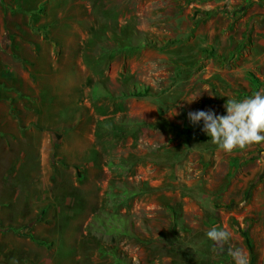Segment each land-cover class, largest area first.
<instances>
[{
  "label": "rangeland",
  "instance_id": "374dc122",
  "mask_svg": "<svg viewBox=\"0 0 264 264\" xmlns=\"http://www.w3.org/2000/svg\"><path fill=\"white\" fill-rule=\"evenodd\" d=\"M261 2L264 5V0ZM255 3L256 0H55L52 7L48 6V14L54 16L50 41L54 42L57 56L71 57L75 49H83L85 58L90 61L87 67L97 69L100 66L94 59L117 54L118 72L132 74L133 79L127 83L122 77L115 82L106 78L100 82L87 80L83 85L89 94L85 98L78 97L76 103L72 101L73 97H68V105L63 104L64 108L67 107L64 111L69 114L63 113L67 122L63 123L66 124L65 130L60 132L67 137L55 131L53 143L45 140L41 128L34 131L33 123L27 121L31 113L43 108L40 98L16 96L10 82L0 80V93H4L7 100L0 98V264H123L111 253V246L122 248L132 264H171L169 256L182 253L192 261L196 253L202 258L201 252L205 250H219L214 242L205 238L206 232L202 229L196 228L194 238L190 237L189 233L198 225V220H191L192 212L178 214L173 207L181 208L180 198L197 195L193 191L182 195L173 193L179 184L175 164L181 162L186 182L195 180L196 169L203 170L197 165L196 154L217 147L210 137L196 143L185 138L177 146L120 142L117 139L124 138L122 128L134 121L115 117L122 127L114 129L103 120L95 133L93 128H88L91 124L89 118L81 120L88 112L87 105L79 102L93 98L89 97L88 85L100 83L98 89L103 94L108 90L131 94L133 88L140 89L146 84L153 89L169 88L167 94L171 96L166 98L170 105L185 103L192 105L195 111L211 108L217 114H224L226 110L222 109L221 97L216 96L220 87L224 91L228 87L241 89L239 96L229 97L236 100H243L264 88L263 79L253 78L259 71L252 70L249 74L252 78L248 79L251 87L257 89L241 94L247 80L237 73L238 61L252 54L255 28L264 23V6ZM129 24L161 41H174V47L164 48L168 57L135 52L133 58L123 59L121 52L125 50L120 44L124 36L120 34V28ZM92 25L95 29L89 34ZM35 28V32H40ZM137 38L133 37L134 44L142 40ZM204 49L208 51L204 52ZM211 51L234 64H228L229 74L223 73L228 75L224 84L211 76L216 70L211 62ZM72 67L64 65L63 69ZM175 75L177 78L173 79ZM6 91L10 97H5ZM223 100L226 104L228 99ZM82 125L89 131L85 136L88 145L84 151L70 145L73 148L70 154L75 161L68 163L64 160L67 145L61 140H77ZM201 126L186 129L191 131L188 137L205 134L200 130ZM167 127L172 134L178 132L177 125ZM111 134L118 138L112 139ZM79 136L82 140L83 136L80 133ZM234 150L247 157L246 168L242 169L246 178H235L242 187L232 190L234 202L241 205L240 211L245 205L253 208L243 219L231 215L224 221L240 234L235 248H245L252 242L249 220H264V142ZM96 152L107 158L104 160L106 168L102 167L103 160L101 163L99 159L93 160ZM129 153L134 154L132 157L144 153L150 160L139 167L137 177L111 178L110 157L113 162L124 163L120 157ZM182 158L184 161L180 160ZM158 163L165 164L166 169L159 168ZM230 168L228 164H221L219 171L208 173L214 182L224 185V174L227 170L231 172ZM163 177L164 183L161 182ZM158 185H161L160 190L156 187ZM243 188H246L244 194ZM157 202L166 208L158 207ZM185 217L188 220H184ZM238 220H245L244 224ZM231 239L229 245L234 242ZM253 244L255 247L254 239ZM251 261L255 264L252 258Z\"/></svg>",
  "mask_w": 264,
  "mask_h": 264
},
{
  "label": "crops",
  "instance_id": "0c3cea01",
  "mask_svg": "<svg viewBox=\"0 0 264 264\" xmlns=\"http://www.w3.org/2000/svg\"><path fill=\"white\" fill-rule=\"evenodd\" d=\"M54 1L55 0H0V80L10 82V85L16 92V96H37L40 98L39 102L43 105V108H41L39 112L31 113L27 121L33 123L34 131H37V129L40 130L41 128L45 140L49 139L52 143L54 141L55 131L63 136L65 134L62 131L60 132V130H65L66 124L63 123L67 122L66 116L69 114V112L64 111L67 107L64 108L63 106V104L66 106L68 105V97H73L72 101L74 102L77 101L78 97L85 98V96L89 94V91L85 89L86 87L83 84L89 79L100 82L101 79L106 78L107 80L111 79L115 82V80L117 81L118 78L122 77V73L118 72L120 69L118 68L119 58L117 54L112 55L111 53L107 58L99 57L94 59L100 66L97 69L87 67L90 61L85 58L83 49L82 51H79V48L78 50L75 49L71 57L67 56L63 58L55 54L54 42L51 43L50 41V35L54 29V16L48 14V12H50L48 6L52 7ZM256 1L257 3L255 4L264 6L261 0ZM93 12L95 13L94 10ZM35 27H37L40 32H35ZM93 29H95L94 25L89 27V34ZM254 31L255 39H253L252 54L243 61L239 60L237 64L238 75L246 77L245 80H247V85L243 86L244 89L241 94L257 89L256 87H251V82L248 79L252 78V76L250 77L249 75L252 70L259 71V73L253 77L254 79L258 81L259 79H263L262 81H264V23L261 26L259 25V28H255ZM57 49L62 50V47L57 46ZM67 52L69 53V50ZM135 52L139 54L152 53L164 59L168 57L166 49L160 50L154 46H144L136 51H134V49H125V51L121 52V55L123 59L128 60L133 58ZM210 58L211 62L216 66V70L211 76L216 78L218 83L222 81L224 84L228 75L224 76L223 73H230L228 64L234 65L233 62L230 63L229 60L220 57ZM111 64L115 66L112 68ZM64 65L73 67L63 69ZM102 65H106L105 68L101 67ZM172 78L176 79L177 76H172ZM99 84L100 83L92 86L88 85L89 90H91V96L89 97L94 98H89L91 100L93 99L92 101L86 98L82 103L79 102L81 105H87L85 108L88 112V115L86 112L84 113L81 120L84 121L86 117L89 118L91 124L88 128H93L95 133L98 125L102 124L103 120L124 116L134 121V123L128 127L122 128L121 134L124 138L117 139L118 137H114L115 135L111 134L112 139H117V141L120 142L124 141L132 145L157 143L163 146L167 143V145L171 144L177 146L185 141V138L191 143L204 141L202 137L198 135H192L191 138L188 137L191 131H186V129L193 130L197 126L189 121L187 115L188 112L195 111L192 105L185 103L170 105L167 103L166 98L170 97V94L155 97L150 95L125 94L121 92L119 94L112 90H108L103 94L98 89ZM77 89H85V92H78ZM240 90L239 88L237 90L228 87V90L224 91L223 87L219 88V91L216 92V96L218 97L219 95L221 97L222 109H225V101L223 99H229V97L233 95L239 96ZM261 90H264V88H259V91ZM6 92L5 97H10L8 91ZM3 95L4 93H0V98L6 100ZM63 98H66V100ZM75 103L73 104L75 105ZM63 113H66V116H63ZM224 114H226V111ZM75 123L76 122H74V124ZM171 124L179 126L177 133L172 134L168 129L167 126ZM82 127V131L77 132V140L67 142H64V139L61 140L64 145H67V151L65 149L66 155L64 156L66 162L75 161L72 158V154H70L73 149L69 147L70 145L73 147L77 146L83 151L88 145L85 136H88L89 131L86 130L87 128H85L84 125H82ZM19 130L20 136H22L21 127L18 128V131ZM33 130L30 129V133H32ZM79 133L83 136L82 140H80ZM149 133L153 134L156 138L151 137ZM95 136L97 139L98 137L96 134ZM65 137H67L66 134ZM172 137L176 140L172 141ZM208 139L207 136L206 140ZM133 155L134 154L129 153L126 156H121L120 158L124 159V163L113 162L112 157H110L109 174L111 178L118 176H130V178H133L138 176L137 170L140 166L144 165V162H148L150 158H147L144 153L132 157ZM103 157L101 152L99 154L96 152L93 160L96 161L99 159L100 163L103 160L102 167L106 168L104 167V160L107 158ZM196 157L198 161L197 165H201L203 170L198 169L199 167L197 168L196 166L197 172L193 176L195 180L186 182V180L183 179L184 171L180 167V165H182L180 164L181 162L178 161L180 163L175 164L177 171L176 182L179 184L173 193L179 192L180 195H182L188 194L189 191H193L197 193V195L184 196L180 198L182 202L181 208L176 205H173V207L177 213L179 212L178 214L192 212L193 215L191 217L193 219L191 220H198V225H192L193 228L189 233V235H191L190 237L194 238L192 235L195 231L197 232L196 228L199 230L202 229L207 233L212 227L218 225L231 234V238L234 242L232 245H225L224 251L222 252H219L216 248L215 250L214 248L205 250L201 252L202 258H199L196 253V255L191 258L192 261H189V258L182 255V253H180L179 256H169L168 259L171 261V264H231L230 260H232V258L228 255L227 249L229 246L235 249V245L239 242L238 237L240 234L235 232V227H231L230 224L224 220H228L231 215H236L239 219H243L250 208H253L251 205H245L240 211L241 205L234 202V197L232 195V190L236 189L235 187H239V189L242 187V183L238 184V179L235 180V178L239 176L245 179L247 176L242 170L246 168L247 157L244 153L238 154L235 150L229 153L214 146L209 150L198 152ZM180 160L184 161L183 158ZM221 164H228V166L231 167V172L227 170L224 174L226 180L224 185L214 182V180L211 179V174L208 173L210 171L213 174L219 171V166ZM164 165L165 164L158 163L157 166L161 169H166V165ZM163 172L162 175L165 176L166 172ZM161 182H165L164 177ZM156 187L159 189L161 185ZM162 187H164V184H162ZM245 189L246 188L242 189L243 194ZM258 199L262 201L261 198ZM257 205L260 208V204ZM157 206L162 209L166 208L165 205H162L160 202H157ZM186 217L184 220H188ZM238 221L242 225L245 220ZM249 222L251 224L249 226V236L252 242L249 244L247 243L245 248L240 249L248 256L249 264L252 262L251 258L255 264H264V220H249ZM205 238L208 239L207 237ZM253 239L256 241L255 247H253ZM209 245L210 244H208V246ZM194 248L196 249L195 246Z\"/></svg>",
  "mask_w": 264,
  "mask_h": 264
},
{
  "label": "clouds",
  "instance_id": "9594fccd",
  "mask_svg": "<svg viewBox=\"0 0 264 264\" xmlns=\"http://www.w3.org/2000/svg\"><path fill=\"white\" fill-rule=\"evenodd\" d=\"M224 107L226 114H217L209 108L188 112V119L193 125L202 124L200 130L225 152L264 142V90L243 100L228 99ZM206 237L222 252L229 244L231 234L217 225L207 231ZM227 251L234 264H249L242 249L229 246Z\"/></svg>",
  "mask_w": 264,
  "mask_h": 264
},
{
  "label": "trees",
  "instance_id": "16d2710c",
  "mask_svg": "<svg viewBox=\"0 0 264 264\" xmlns=\"http://www.w3.org/2000/svg\"><path fill=\"white\" fill-rule=\"evenodd\" d=\"M120 34L124 36L123 42L120 44V48L123 50L125 49H136L141 46H154L157 48L164 49L166 47L172 46L175 42L172 40H163L159 39L155 35L146 34L144 32L139 31L134 25H125L120 28ZM141 37L142 40L138 42V44H134L133 37ZM137 38V39H138ZM204 52L208 51L207 49L203 50ZM212 57H218L219 55L215 51H211ZM180 63V62H179ZM181 64V63H180ZM179 67H182L178 64ZM133 76L130 74H122V80L124 83H127L128 81L132 80ZM169 88L162 86L161 88L153 89L150 85L142 84L140 89L133 88L131 90V94L135 95H150V96H163L168 93ZM121 119L123 121L129 120L126 117L122 116ZM131 121V120H129ZM105 123L109 125V128H119L122 127V125L117 124L114 118H107L105 119ZM199 137H202V139L207 138L206 134H199ZM180 244V243H179ZM110 251L115 257L123 264H132L130 256L120 247L117 246H111L109 247Z\"/></svg>",
  "mask_w": 264,
  "mask_h": 264
}]
</instances>
